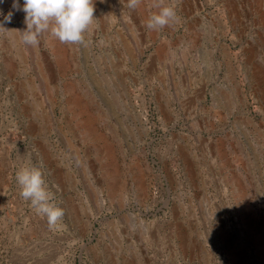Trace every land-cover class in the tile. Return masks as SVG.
I'll list each match as a JSON object with an SVG mask.
<instances>
[{"label":"rangeland","instance_id":"374dc122","mask_svg":"<svg viewBox=\"0 0 264 264\" xmlns=\"http://www.w3.org/2000/svg\"><path fill=\"white\" fill-rule=\"evenodd\" d=\"M12 4L0 264H264V0H165L179 21L160 31L153 0H95L84 44L38 47ZM21 166L41 168L55 226L19 195Z\"/></svg>","mask_w":264,"mask_h":264},{"label":"clouds","instance_id":"9594fccd","mask_svg":"<svg viewBox=\"0 0 264 264\" xmlns=\"http://www.w3.org/2000/svg\"><path fill=\"white\" fill-rule=\"evenodd\" d=\"M141 3L142 0H127V7L135 10ZM153 6L159 10L146 21L147 29L160 31L179 21L176 8L166 5L165 0H153ZM12 7L25 13L26 28L13 30L20 33L21 42L28 47H38L45 34L64 44H84L85 34L95 20V0H24L22 6L19 0H13ZM12 15L9 12L0 21V32L11 31L4 24L11 23ZM15 179L21 198L30 201L36 214L45 217L50 227L62 220L64 210L53 202V194L46 187L40 167L21 166Z\"/></svg>","mask_w":264,"mask_h":264},{"label":"bare ground","instance_id":"6f19581e","mask_svg":"<svg viewBox=\"0 0 264 264\" xmlns=\"http://www.w3.org/2000/svg\"><path fill=\"white\" fill-rule=\"evenodd\" d=\"M25 56V55H24Z\"/></svg>","mask_w":264,"mask_h":264}]
</instances>
